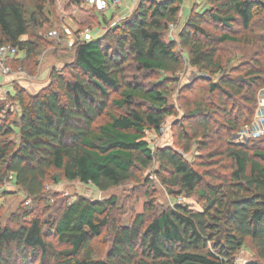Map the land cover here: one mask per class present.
I'll use <instances>...</instances> for the list:
<instances>
[{
	"label": "trees",
	"instance_id": "obj_1",
	"mask_svg": "<svg viewBox=\"0 0 264 264\" xmlns=\"http://www.w3.org/2000/svg\"><path fill=\"white\" fill-rule=\"evenodd\" d=\"M183 2L139 0L131 14L105 35L78 41L73 62L53 71L50 85L33 94L14 87L0 99V184L12 179L28 198L36 199L49 177L59 181L49 174L58 170L67 180L104 191L137 179L138 170L157 163L165 186L176 188L179 195L197 193L204 209L174 204L151 215V207L121 224L112 216L115 196L105 200L79 196L56 206L48 219L30 215L16 227L0 224V264H233L247 239L257 264L264 263V147L256 146L258 140L212 151L211 156L230 160L228 176L212 183L205 177L215 176L195 168L179 150H152L145 138L146 131L158 132L165 118L175 114L163 81L178 72L183 60L175 43L163 35L178 23ZM205 2V11H193L186 19L179 42L187 50L189 65L211 78L207 90L216 93L218 101L194 103L187 117L195 122L180 123L179 137L185 141L180 150L185 153L190 148L188 130L194 140L209 137L218 113L222 112L223 130L235 133L251 126L256 95L264 90V35L254 34L259 26L256 14L264 10V3ZM47 3L35 0L27 10L21 0H0V45L16 47L24 58L37 55L40 37H21L47 22ZM205 23L216 29L209 30ZM236 24L247 33H230ZM224 42L256 43L257 53L250 64L228 68L219 51ZM128 59L144 79L158 75L157 82L129 80ZM212 76L219 77L212 82ZM12 104L18 108L16 116L5 119V106ZM229 106L237 108L234 117ZM15 133L16 140L11 138ZM104 230L110 245L100 257L92 241Z\"/></svg>",
	"mask_w": 264,
	"mask_h": 264
},
{
	"label": "rangeland",
	"instance_id": "obj_2",
	"mask_svg": "<svg viewBox=\"0 0 264 264\" xmlns=\"http://www.w3.org/2000/svg\"><path fill=\"white\" fill-rule=\"evenodd\" d=\"M21 1L27 10H31L35 2V0ZM70 1L48 0L44 8L48 17L47 22L43 27H31L30 34L21 37L22 40L35 36L40 37V47L37 55L27 58H24L23 53H18L14 56H5L3 63L9 67L10 72L7 74L0 73V80L2 83L4 81L6 82L4 90L8 89L13 93L14 87H20L24 88L29 94H33L50 85L52 81L50 77L51 73L53 71L58 72L63 70L74 60L77 43L75 37L78 36L77 30L90 27L96 33L97 37L103 36L105 32L115 27L122 18H125L124 16L127 17L130 15L135 8L128 3L118 7V10L120 8L126 9L122 14H119L117 10L114 11L115 9L113 8H108L103 12L81 8L76 12L75 5L71 4L72 2ZM260 1L264 3V0ZM207 8L208 4L205 0H184L179 11L178 23L172 25L171 28L169 27L164 32V39L175 43V49L180 52L183 60L178 72L170 76L168 80L163 81V83L168 85V104L174 108L175 114L165 118L163 132L146 131L145 138L152 150L160 147H170L179 150L183 157L195 168L215 176L214 179L206 176V182L218 183L220 178H225L230 173V160L220 154L211 156L213 155L211 154L212 151L220 152L230 143H250L252 138H247L246 142H243V139L239 138L241 129H238L235 133L226 131L225 129L223 130L221 128L223 126L222 117H220L221 112L216 115L217 117H214L216 123L215 121L211 122L213 129L212 135L209 137L201 135L194 140L190 130H188L189 151L185 153L180 150L182 143L185 142L184 139L179 137L180 123L191 124L196 119L187 117V112L198 101L209 104H215L218 101L217 94L209 93L207 90V83L211 78H208L207 74L203 75L189 65L187 50L179 42V33L186 19L193 11L203 12ZM256 19L259 26L258 28L257 26L254 28V34L264 35V10L256 14ZM204 26L211 31L216 29L214 24L211 23H205ZM51 29H56L60 37H48L46 33ZM229 32L238 35L247 33L241 31L237 24L235 28L229 29ZM105 42L109 43V39L105 40ZM219 51L224 58V64L228 68L231 66H244L246 62L250 64L251 58L257 53L256 43L224 42L219 45ZM125 65L126 75L129 80L137 77V80H142L147 84H152L158 80V75L144 79L141 75L142 72L136 70L131 59H128ZM218 77L212 76V82L217 81ZM2 87L0 86V88ZM7 95L8 93H4V96L0 99H5ZM263 100L264 90H261L256 95V108H254L251 124L257 119L256 115L259 109L264 107ZM237 103L242 104L240 101ZM227 108L229 110L228 112L234 117L237 108L235 110L232 106ZM17 110L16 105H6L2 117L8 113L5 119L12 118L16 116ZM11 138L16 140L17 134L15 133ZM253 138H256L253 139L254 141L258 140L256 146L264 147V139H261V137ZM198 141L201 144L206 143V145L201 148L200 143H197ZM157 169L158 164L154 163L145 169L138 170L136 172L138 175L137 179L128 180L104 191L96 189L91 184L81 183L78 180H67L60 171L52 170L49 174L57 175L59 181L55 182L49 177L46 181L43 194L36 199L28 198L14 184L13 180L10 179L0 184V224L2 226L16 227L18 223L29 219L30 215H40L43 219H48L54 214L56 206L62 205L64 202H71L79 196L92 200H105L115 196L116 207L112 216L117 218L121 224L130 223L137 213L150 212L151 207L154 208L149 213L151 215L157 214L162 209L174 204L188 205L190 209L196 211H202L204 209L206 204L197 193H193L190 196H185L184 194L179 195L176 188L169 189L165 186L160 179V174H157ZM25 213H28L29 216H25ZM109 245L108 230H104L99 237L94 238L92 241L93 250L96 251V256L100 257H104ZM257 262L255 250L251 246L250 240L247 239V242L235 255L233 264H257ZM31 264H39V262L33 261Z\"/></svg>",
	"mask_w": 264,
	"mask_h": 264
},
{
	"label": "built area",
	"instance_id": "obj_3",
	"mask_svg": "<svg viewBox=\"0 0 264 264\" xmlns=\"http://www.w3.org/2000/svg\"><path fill=\"white\" fill-rule=\"evenodd\" d=\"M138 1L139 0H82L81 3L79 5H75L74 8L76 12L81 8L83 9L88 8V9H93L94 11H97V12H103L104 10L108 8L117 9L119 6H122L123 4H128V3L135 7ZM172 25H170V28ZM46 35L52 38L60 37L56 29L49 30L46 33ZM77 35L78 36L75 37L76 42L88 41V40H91L97 37L96 33H94L90 27H85V28L77 30ZM16 54H17L16 47H13L11 45H0V73L7 74L10 72L9 67L4 65L3 63L5 60V56H8V55L14 56ZM262 103L264 105V100ZM256 116H257V119L253 121L251 126L245 127L244 129L240 131L239 138L243 139V142L244 141L246 142L247 138L264 137V107H261L259 109ZM164 128L165 127L163 123L158 132L160 133L163 132Z\"/></svg>",
	"mask_w": 264,
	"mask_h": 264
},
{
	"label": "crops",
	"instance_id": "obj_4",
	"mask_svg": "<svg viewBox=\"0 0 264 264\" xmlns=\"http://www.w3.org/2000/svg\"><path fill=\"white\" fill-rule=\"evenodd\" d=\"M119 11V14H122V13H124V11L126 10L125 8H120V10H118V8L117 9H115L114 11ZM6 84V82L4 81L3 83H2V81L0 80V86H3L2 88H0V98H2L3 96H4V93H8V92H10L8 89L7 90H4V88H5V85ZM4 91H3V90ZM11 90V89H10ZM2 91H3V93H2Z\"/></svg>",
	"mask_w": 264,
	"mask_h": 264
}]
</instances>
